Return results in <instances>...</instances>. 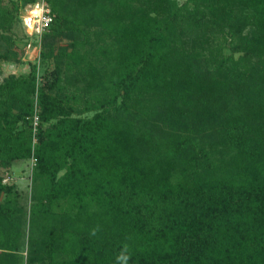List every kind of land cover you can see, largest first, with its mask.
Masks as SVG:
<instances>
[{"label": "trees", "instance_id": "16d2710c", "mask_svg": "<svg viewBox=\"0 0 264 264\" xmlns=\"http://www.w3.org/2000/svg\"><path fill=\"white\" fill-rule=\"evenodd\" d=\"M42 2L0 81V264H264V0H0V75Z\"/></svg>", "mask_w": 264, "mask_h": 264}, {"label": "rangeland", "instance_id": "374dc122", "mask_svg": "<svg viewBox=\"0 0 264 264\" xmlns=\"http://www.w3.org/2000/svg\"><path fill=\"white\" fill-rule=\"evenodd\" d=\"M184 2L185 0H179ZM30 10V6H28L22 16V20L24 19L25 14H28ZM18 36L20 38L27 37L23 43H19L20 47L25 49L24 56L22 58V64H3V72L0 75V81H3L5 78L9 77L10 75H21L25 73H29L31 68L34 64L39 63V54H40V46L35 47L33 42L38 41V38L35 39L28 35L27 30L22 22V25L18 29ZM28 41V45L25 46L24 44ZM31 47H29L30 45ZM63 44H66L65 42ZM44 74L43 67L39 71L40 82L43 83L42 77ZM33 161H24L16 166H14L10 173L11 175H7L5 171H3L6 179V183H15L19 190L28 198L30 196L31 191V177H32V170H33ZM10 176V177H9ZM9 177V178H8ZM28 203V202H27Z\"/></svg>", "mask_w": 264, "mask_h": 264}, {"label": "built area", "instance_id": "2783aa9c", "mask_svg": "<svg viewBox=\"0 0 264 264\" xmlns=\"http://www.w3.org/2000/svg\"><path fill=\"white\" fill-rule=\"evenodd\" d=\"M37 6H39V10L41 12L40 17L33 16V13L37 10ZM37 19H39V23H36ZM52 21H53V16H51V11L45 2L38 3L35 6H30V10L28 14H25L23 19V23L27 30L28 35L31 37H38V38H40L45 32L48 31ZM29 47H31V45ZM37 120L38 118L36 117L35 125H37ZM5 182H7L6 179Z\"/></svg>", "mask_w": 264, "mask_h": 264}, {"label": "clouds", "instance_id": "9594fccd", "mask_svg": "<svg viewBox=\"0 0 264 264\" xmlns=\"http://www.w3.org/2000/svg\"><path fill=\"white\" fill-rule=\"evenodd\" d=\"M33 16L40 17L41 12L39 10V6H37V10L33 13ZM28 22V21H26ZM36 23H39V19L36 20ZM96 234V230H93L92 235ZM130 260V253H129V247L127 244H125L121 251L116 256V264H128Z\"/></svg>", "mask_w": 264, "mask_h": 264}]
</instances>
